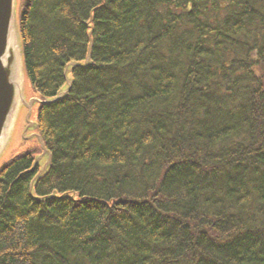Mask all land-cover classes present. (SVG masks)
<instances>
[{"label": "trees", "instance_id": "obj_1", "mask_svg": "<svg viewBox=\"0 0 264 264\" xmlns=\"http://www.w3.org/2000/svg\"><path fill=\"white\" fill-rule=\"evenodd\" d=\"M48 170L0 165V264H264V0H18Z\"/></svg>", "mask_w": 264, "mask_h": 264}, {"label": "water", "instance_id": "obj_2", "mask_svg": "<svg viewBox=\"0 0 264 264\" xmlns=\"http://www.w3.org/2000/svg\"><path fill=\"white\" fill-rule=\"evenodd\" d=\"M91 48L92 42L89 33L85 61L83 63L70 62L65 66L63 72L65 86L54 97L27 99L24 89L26 78L17 19V0H0V159L8 148L22 109H26V126L23 129L22 138H36L42 150V153L34 158L30 169V171H34L40 165L37 174L30 183V191L33 183L48 170L51 163V153L46 149L42 138L36 132L37 123L30 121L32 108L35 104H54L67 96L73 83L69 73L74 67H86L90 64ZM28 130L35 132L26 135Z\"/></svg>", "mask_w": 264, "mask_h": 264}, {"label": "rangeland", "instance_id": "obj_3", "mask_svg": "<svg viewBox=\"0 0 264 264\" xmlns=\"http://www.w3.org/2000/svg\"><path fill=\"white\" fill-rule=\"evenodd\" d=\"M18 4H19V1L17 0V7H18ZM24 89H25V95L27 99L36 97L35 94L32 92L26 80H25ZM36 105L37 104H35L32 108L30 121H34V111H35ZM25 113H26V109H22L21 115L16 123V127L11 137V140L9 142L8 148L6 152L4 153V155L2 156V158L0 159V165L6 162L8 158H10L11 156L20 154L21 152L39 151L34 155L35 157L42 153L41 146L36 138H33V139H23L22 138V132H23L24 127L26 126ZM33 132L35 131L28 130L26 132V135H30Z\"/></svg>", "mask_w": 264, "mask_h": 264}]
</instances>
